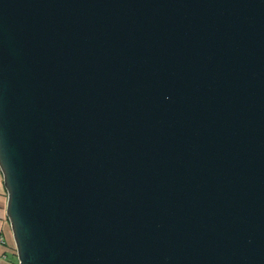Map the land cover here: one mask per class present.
I'll return each instance as SVG.
<instances>
[{"label":"water","instance_id":"obj_1","mask_svg":"<svg viewBox=\"0 0 264 264\" xmlns=\"http://www.w3.org/2000/svg\"><path fill=\"white\" fill-rule=\"evenodd\" d=\"M0 171L17 264H264V0H0Z\"/></svg>","mask_w":264,"mask_h":264},{"label":"crops","instance_id":"obj_2","mask_svg":"<svg viewBox=\"0 0 264 264\" xmlns=\"http://www.w3.org/2000/svg\"><path fill=\"white\" fill-rule=\"evenodd\" d=\"M6 202L7 195L3 185V177L0 171V237L3 238L4 236L3 239L5 240V244L0 243V264H14L10 258V255H12V249H14V242L12 239L9 223L6 218Z\"/></svg>","mask_w":264,"mask_h":264},{"label":"trees","instance_id":"obj_3","mask_svg":"<svg viewBox=\"0 0 264 264\" xmlns=\"http://www.w3.org/2000/svg\"><path fill=\"white\" fill-rule=\"evenodd\" d=\"M4 238V236H3ZM3 244H5V240L3 239ZM12 255H10V258L12 259V262H14V264H17V260H16V255H15V249H12L11 252ZM13 256V257H12ZM14 259V260H13ZM11 261V260H10Z\"/></svg>","mask_w":264,"mask_h":264},{"label":"built area","instance_id":"obj_4","mask_svg":"<svg viewBox=\"0 0 264 264\" xmlns=\"http://www.w3.org/2000/svg\"><path fill=\"white\" fill-rule=\"evenodd\" d=\"M0 243L3 244V238L2 237H0Z\"/></svg>","mask_w":264,"mask_h":264},{"label":"rangeland","instance_id":"obj_5","mask_svg":"<svg viewBox=\"0 0 264 264\" xmlns=\"http://www.w3.org/2000/svg\"><path fill=\"white\" fill-rule=\"evenodd\" d=\"M17 260V259H16Z\"/></svg>","mask_w":264,"mask_h":264}]
</instances>
